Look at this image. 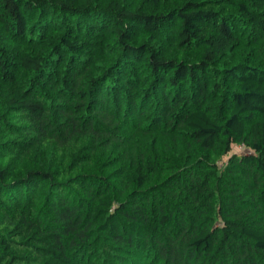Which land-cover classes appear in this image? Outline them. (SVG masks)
Listing matches in <instances>:
<instances>
[{
	"label": "trees",
	"instance_id": "trees-1",
	"mask_svg": "<svg viewBox=\"0 0 264 264\" xmlns=\"http://www.w3.org/2000/svg\"><path fill=\"white\" fill-rule=\"evenodd\" d=\"M0 264H264V0H0Z\"/></svg>",
	"mask_w": 264,
	"mask_h": 264
},
{
	"label": "rangeland",
	"instance_id": "rangeland-1",
	"mask_svg": "<svg viewBox=\"0 0 264 264\" xmlns=\"http://www.w3.org/2000/svg\"><path fill=\"white\" fill-rule=\"evenodd\" d=\"M235 151L236 152H245V151H247V149L243 148L242 146H237V147H235Z\"/></svg>",
	"mask_w": 264,
	"mask_h": 264
}]
</instances>
